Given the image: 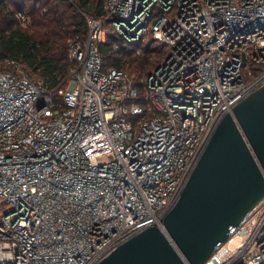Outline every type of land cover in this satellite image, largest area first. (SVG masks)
<instances>
[{"label": "built area", "instance_id": "built-area-1", "mask_svg": "<svg viewBox=\"0 0 264 264\" xmlns=\"http://www.w3.org/2000/svg\"><path fill=\"white\" fill-rule=\"evenodd\" d=\"M103 7V19L82 13L64 87L0 71V264H95L159 223L218 120L264 85V0ZM113 35L162 45L142 91L102 68ZM230 232L206 264H264V199Z\"/></svg>", "mask_w": 264, "mask_h": 264}, {"label": "water", "instance_id": "water-1", "mask_svg": "<svg viewBox=\"0 0 264 264\" xmlns=\"http://www.w3.org/2000/svg\"><path fill=\"white\" fill-rule=\"evenodd\" d=\"M264 199V85L217 122L177 199L95 264H206Z\"/></svg>", "mask_w": 264, "mask_h": 264}, {"label": "trees", "instance_id": "trees-1", "mask_svg": "<svg viewBox=\"0 0 264 264\" xmlns=\"http://www.w3.org/2000/svg\"><path fill=\"white\" fill-rule=\"evenodd\" d=\"M18 12L26 15L25 25L19 23ZM82 13L97 19L107 14L103 0H74L72 4L66 0H0V71L14 69L49 91L64 87L73 66L69 43L86 35ZM98 53L103 69L113 67L129 77L137 75L131 79L139 91L165 59L159 43L148 38L130 45L117 35L100 43Z\"/></svg>", "mask_w": 264, "mask_h": 264}, {"label": "rangeland", "instance_id": "rangeland-1", "mask_svg": "<svg viewBox=\"0 0 264 264\" xmlns=\"http://www.w3.org/2000/svg\"><path fill=\"white\" fill-rule=\"evenodd\" d=\"M143 55V54H142ZM155 65V63L154 62H152V66L151 67H153ZM129 72V71H128ZM131 75V77H134V79H137V75H133V74H130ZM133 79V80H134ZM135 81V80H134Z\"/></svg>", "mask_w": 264, "mask_h": 264}]
</instances>
